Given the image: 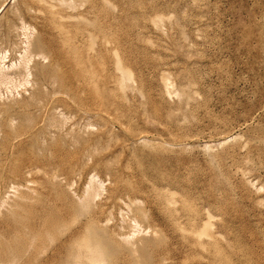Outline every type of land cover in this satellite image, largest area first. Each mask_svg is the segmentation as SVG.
I'll use <instances>...</instances> for the list:
<instances>
[{
  "label": "rangeland",
  "instance_id": "obj_1",
  "mask_svg": "<svg viewBox=\"0 0 264 264\" xmlns=\"http://www.w3.org/2000/svg\"><path fill=\"white\" fill-rule=\"evenodd\" d=\"M50 1L59 4L0 0V34L14 10L28 3L41 16L37 10L45 12ZM138 1L109 0L116 8L104 10L101 0H81L79 11L113 34L98 37L94 65L82 69L78 109L68 99L56 110L65 117V134L39 139L25 152L42 158L70 141L79 147L94 139L95 156L77 163L74 185L82 190L94 174L101 188L93 210L121 207L109 226L133 232L134 249L121 243L107 251L130 254V264H171L189 251L203 223L211 238L193 254L207 258L175 264H264V0ZM122 6L125 23L116 18ZM32 31L33 55L43 51L46 36ZM7 56L21 63L17 50ZM29 66L34 76L26 85L18 71L0 80V143L47 97L34 81L46 61L36 54ZM16 196L9 191L8 205Z\"/></svg>",
  "mask_w": 264,
  "mask_h": 264
},
{
  "label": "bare ground",
  "instance_id": "obj_2",
  "mask_svg": "<svg viewBox=\"0 0 264 264\" xmlns=\"http://www.w3.org/2000/svg\"><path fill=\"white\" fill-rule=\"evenodd\" d=\"M56 3L48 2L45 12L37 10L43 14L41 16H37L36 11L26 3L24 11L14 10L1 29L0 41L5 46L0 48V80H13L9 76L10 71H18L23 74L22 82L26 85L29 76H34L29 63L37 54L42 61H46V66L39 70L34 81L43 92L47 91V97L34 107L35 117L27 119L26 125L17 127L13 135L4 133L0 143V264H50L56 260L68 264H130V254L107 251L109 244L118 246L122 243L133 248V232L121 233L119 227L109 226L114 210L121 207L114 203L100 204L93 210L92 202L100 196L101 188V182L94 174L83 183L86 186L82 190L74 185L77 163L95 156L94 139L86 140L79 147L75 146V140L70 141L66 147L49 151L42 158L33 152H25L27 148L33 149L39 139L43 143L47 137L65 134V117L61 116L62 113L56 114V110L66 108L70 100L77 104L75 100L79 95L80 81L84 78L81 72L92 66L91 52H95L96 40L113 34L110 27H102L96 19L79 11L81 0H59V4ZM138 4L141 5L140 0ZM101 5L104 10L116 8L109 0H101ZM116 15L119 22H126L128 16L124 6ZM33 29L43 32L46 38L39 41L43 51L32 55L27 44L30 45L28 38ZM19 30L26 42L19 38ZM22 44H26L23 49ZM10 50H17L21 63L17 65L7 56ZM6 60L10 63L7 66ZM115 64L120 70L121 64L118 65V61ZM75 108L78 109V104ZM7 123L12 127L14 120ZM10 190H15L17 196L8 205ZM122 195L115 196V200H123ZM125 197L131 204L135 202L134 197ZM166 200L168 203L172 201ZM208 226V223H203L190 243L189 251L176 254L179 256L173 257L171 264L186 261L199 254H193L194 249L207 246L202 239L211 238ZM198 256L207 258L203 254ZM198 264L207 263L201 261Z\"/></svg>",
  "mask_w": 264,
  "mask_h": 264
}]
</instances>
